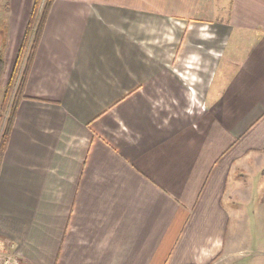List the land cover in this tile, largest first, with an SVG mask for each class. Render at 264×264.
Wrapping results in <instances>:
<instances>
[{
    "label": "crops",
    "instance_id": "0c3cea01",
    "mask_svg": "<svg viewBox=\"0 0 264 264\" xmlns=\"http://www.w3.org/2000/svg\"><path fill=\"white\" fill-rule=\"evenodd\" d=\"M5 3L3 87L33 0ZM24 95L18 264H264V0H54Z\"/></svg>",
    "mask_w": 264,
    "mask_h": 264
},
{
    "label": "trees",
    "instance_id": "16d2710c",
    "mask_svg": "<svg viewBox=\"0 0 264 264\" xmlns=\"http://www.w3.org/2000/svg\"><path fill=\"white\" fill-rule=\"evenodd\" d=\"M54 0H33L28 21L22 35L12 71L4 87L0 113V168L14 116L19 102L25 98L24 89L50 6ZM6 5V3H5ZM7 7V6H5ZM0 82L4 70V48L6 40L5 22L0 18Z\"/></svg>",
    "mask_w": 264,
    "mask_h": 264
},
{
    "label": "rangeland",
    "instance_id": "374dc122",
    "mask_svg": "<svg viewBox=\"0 0 264 264\" xmlns=\"http://www.w3.org/2000/svg\"><path fill=\"white\" fill-rule=\"evenodd\" d=\"M8 2V0H0V18L1 20H3V13L5 14V18L7 17L8 15V12H7V9L8 7H5V2ZM216 27H211L210 29H207V30H210V32H212L213 36L215 37V40L217 38V32H216ZM206 30V29H205ZM1 40H2V36H1V32H0V43H1ZM222 41L221 42H217L215 41V46L214 48H209L208 49V53L206 54L207 57L209 58H215V60L217 61V59L219 58L220 54H221V50H222ZM203 60V59H202ZM201 60V61H202ZM3 78L0 82V113L1 114H5V110H1V103H2V98H3Z\"/></svg>",
    "mask_w": 264,
    "mask_h": 264
},
{
    "label": "built area",
    "instance_id": "2783aa9c",
    "mask_svg": "<svg viewBox=\"0 0 264 264\" xmlns=\"http://www.w3.org/2000/svg\"><path fill=\"white\" fill-rule=\"evenodd\" d=\"M0 264H18L15 245L8 239L0 238Z\"/></svg>",
    "mask_w": 264,
    "mask_h": 264
},
{
    "label": "clouds",
    "instance_id": "9594fccd",
    "mask_svg": "<svg viewBox=\"0 0 264 264\" xmlns=\"http://www.w3.org/2000/svg\"><path fill=\"white\" fill-rule=\"evenodd\" d=\"M212 36H213V34L210 33V32H207V31H204V32H202V34H201V38H205V39H207V38H212Z\"/></svg>",
    "mask_w": 264,
    "mask_h": 264
}]
</instances>
